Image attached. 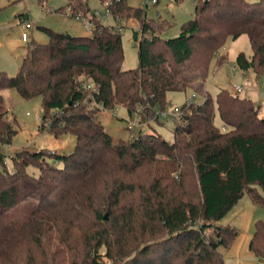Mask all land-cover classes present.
I'll use <instances>...</instances> for the list:
<instances>
[{"label": "trees", "instance_id": "16d2710c", "mask_svg": "<svg viewBox=\"0 0 264 264\" xmlns=\"http://www.w3.org/2000/svg\"><path fill=\"white\" fill-rule=\"evenodd\" d=\"M100 2L113 17L138 22V67H123L122 32L97 19L87 0H66L58 10L92 13V33L45 28L48 42H33L16 75L0 70V92L41 97L42 129L75 136L68 154L23 148L12 167L0 148V264H59L53 232L71 250L69 264H226L221 248L238 231L219 221L245 192L264 205L262 104L205 90L202 101L182 105L171 141L142 130L115 139L99 113L123 106L158 119L170 91L205 84L228 37L248 35L253 53L240 52L236 62L264 75V0H196L173 38L162 36L171 23L148 17L144 6ZM14 121L0 93V145L17 133ZM249 248L264 259L263 220Z\"/></svg>", "mask_w": 264, "mask_h": 264}, {"label": "rangeland", "instance_id": "374dc122", "mask_svg": "<svg viewBox=\"0 0 264 264\" xmlns=\"http://www.w3.org/2000/svg\"><path fill=\"white\" fill-rule=\"evenodd\" d=\"M87 1L92 12L99 13V18L105 23L114 22L113 17L105 16L108 13L106 4L101 3L100 0ZM195 1L159 0L155 4H145L143 0H129V3L137 7H146L150 18L168 20L171 26L163 31L162 36L173 38L180 33L182 25L194 16ZM65 4L66 0H47L44 3L39 0H0V70L16 75L23 57L33 42H48L49 36L45 28L70 35L92 33V28L87 26L85 20H78L66 13V8L63 11L58 10ZM27 21L31 22L32 27L25 29L24 23ZM123 24L124 28L121 31L125 55L123 67L135 68L139 65V45L135 40L134 31L139 29V24L131 18H124ZM24 31L29 35L27 42L22 38ZM240 52H244L248 57L253 53L248 35L243 34L236 39L228 37L224 46L211 59L205 84L196 82L184 91H170L167 94V100L170 103L167 109L170 111L174 106H182L194 94L195 102H200L204 99L205 90L214 98L222 89L234 92L235 83L246 87V91L240 93L241 96L256 100L264 109V75L257 76L252 69H242L236 62ZM0 93L4 98L5 107L9 110V117L15 118L14 124L17 129L11 143L0 145L1 150L6 154V165L12 167L11 157L23 148L31 152L52 149L59 154H68L74 149L73 134L65 132L55 135L48 126L41 128L43 107L40 96L24 99L15 88H7ZM154 113L147 117L141 113L139 127L141 126L147 133L154 131L171 141L177 119L163 115L155 119ZM129 116L131 115L123 106L112 110L102 109L99 113L100 121L106 131L115 139L123 140L132 138L128 129ZM215 123L221 126L218 112H216ZM258 189L264 195V192ZM257 220L264 221V205L255 203L250 194L245 192L226 216L219 221L220 224L233 225L238 231L231 247L221 248L226 264H264V259L256 256L249 248ZM51 242L53 251L58 252L59 264H69L71 250L59 240L57 233L53 232Z\"/></svg>", "mask_w": 264, "mask_h": 264}, {"label": "built area", "instance_id": "2783aa9c", "mask_svg": "<svg viewBox=\"0 0 264 264\" xmlns=\"http://www.w3.org/2000/svg\"><path fill=\"white\" fill-rule=\"evenodd\" d=\"M143 2L145 4H149V3H154L155 4V3L158 2V0H143ZM107 4L108 3H106V5ZM66 13L74 16L78 20H85L87 26L90 27V28H92V30L94 29V27H95V23L94 22L95 21L90 18L91 15H92V13H90L89 15H84L82 12L75 11L71 7H67L66 8ZM99 15H100L99 13L96 14V18L97 19H100L99 18ZM105 16L107 18L113 17L109 9H108V13H106ZM113 19H114V22L113 23H110V24H113V28L115 30L121 32L122 29L124 28L123 19L120 16L113 17ZM31 27H32L31 22L27 21V22L24 23V28L25 29L26 28H31ZM22 38L24 40H27L28 39V33L26 31H24L22 33ZM89 87H91V86H89ZM233 89H234V92L235 93H238V94L243 93L244 91H246V87L243 86V85H240L238 83H235L233 85ZM195 97H196L195 94L192 97H189L187 99V105H191V103L195 102ZM141 113H142L141 109L138 108L131 116H129V119H128V123H129L128 124V129L130 130V132L132 134V137H134L139 130H142L144 132H147L146 130L142 129L141 126L139 127V124H140V116L142 115ZM260 114L261 115H264V109H261L260 110ZM162 115L164 117H174V118L177 119V121L182 122L183 121V118H184V115H185V109H184L183 106H174L170 111L166 108V109L158 112V117L159 116H162ZM55 152L56 151L55 150H52V149H49L48 150V153H50V154H53Z\"/></svg>", "mask_w": 264, "mask_h": 264}, {"label": "water", "instance_id": "95a60500", "mask_svg": "<svg viewBox=\"0 0 264 264\" xmlns=\"http://www.w3.org/2000/svg\"><path fill=\"white\" fill-rule=\"evenodd\" d=\"M68 35L70 36V34H68ZM135 40L139 41V31L138 30L135 31ZM106 217H107V215H106Z\"/></svg>", "mask_w": 264, "mask_h": 264}, {"label": "crops", "instance_id": "0c3cea01", "mask_svg": "<svg viewBox=\"0 0 264 264\" xmlns=\"http://www.w3.org/2000/svg\"><path fill=\"white\" fill-rule=\"evenodd\" d=\"M195 2H196V1H195ZM23 41H26V42L29 41V35H28V39H27V40H24V39H23ZM249 57H250V56H249Z\"/></svg>", "mask_w": 264, "mask_h": 264}]
</instances>
